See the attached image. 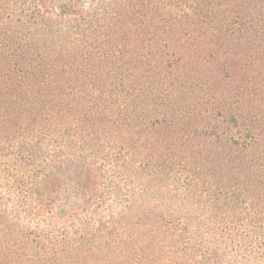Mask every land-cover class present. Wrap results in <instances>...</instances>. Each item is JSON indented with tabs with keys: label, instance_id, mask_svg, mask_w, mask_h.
<instances>
[{
	"label": "trees",
	"instance_id": "obj_1",
	"mask_svg": "<svg viewBox=\"0 0 264 264\" xmlns=\"http://www.w3.org/2000/svg\"><path fill=\"white\" fill-rule=\"evenodd\" d=\"M0 264H264V0H0Z\"/></svg>",
	"mask_w": 264,
	"mask_h": 264
}]
</instances>
